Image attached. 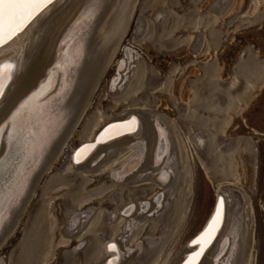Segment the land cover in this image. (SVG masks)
I'll return each instance as SVG.
<instances>
[{
    "label": "rangeland",
    "instance_id": "1",
    "mask_svg": "<svg viewBox=\"0 0 264 264\" xmlns=\"http://www.w3.org/2000/svg\"><path fill=\"white\" fill-rule=\"evenodd\" d=\"M22 34L0 100V264H101L107 241L117 264H176L220 194L200 264H264V0H57ZM130 113L139 137L72 163Z\"/></svg>",
    "mask_w": 264,
    "mask_h": 264
},
{
    "label": "bare ground",
    "instance_id": "2",
    "mask_svg": "<svg viewBox=\"0 0 264 264\" xmlns=\"http://www.w3.org/2000/svg\"><path fill=\"white\" fill-rule=\"evenodd\" d=\"M55 1L57 0H0V43L7 40L4 44L0 46V53H4V52L7 53V55L4 58L0 59V92H2V90H5L4 86L6 85L8 80L11 78V76L14 74V72L19 67V58L22 52V47H23L21 44V35L23 36L22 33L25 31V29L31 22L33 23V21L37 18V16L40 13L45 11L50 6V4H52ZM48 2L50 3L47 6H45ZM30 19L31 21L28 24H26ZM37 86L38 85H36V87ZM31 91L32 90H30L26 95H28ZM129 116L130 114L127 117ZM127 117H124V118H127ZM3 130H4V127L0 130V140H1ZM129 130H134L132 133H130V135L134 137H139L140 132H141V121H140L139 116L135 113H133V115L130 116V119L125 121L124 123L109 127L105 131V133L108 134L107 137H110V136H114L116 134H120L122 132L129 131ZM47 134L48 132L43 133V135L38 138V141L34 143L31 149V153L29 154L31 157L34 158L35 155L38 153L39 148L42 145V143L45 141ZM124 136L126 135L118 136L116 139L118 140L119 138H122ZM93 138L90 140H93ZM90 140H87V141H90ZM111 141H107L106 143L102 145H105V144L108 145V143ZM132 147L142 152L144 145H142L141 143H135L134 145H132ZM96 148L97 147H95V149ZM85 150H87V146L80 149L74 157H72L71 155V161L74 165L80 164L88 158L89 155L86 158L82 159L88 153ZM142 155L143 154H140V153L134 155L132 158L128 160V163L122 167V171L115 172L114 176L119 177L122 172H128L132 168H134L136 164L139 162V160L141 159ZM13 190L14 189H12V191ZM11 193L12 192L8 193V195H10ZM218 201H219L218 203L219 208L215 206V209H214L215 214L210 220L208 227L192 242V245H188L191 250H193L196 246L199 245L200 246L199 252L196 255L189 256V258L184 264H195L200 254L202 253V251H203L202 254L205 255L206 251L212 246L213 243H215L214 241L219 235L221 229L223 228L225 217H226L225 213H226V208H227L226 200L223 197V195L220 194ZM218 209H219V214H218ZM108 242H109V245L106 246ZM103 248H104L103 249L104 252L108 253V256L109 254H111V251H114V254L110 255L111 260L109 261V264L116 263L118 259L121 258V253L116 248V245L114 244V242L107 241L104 244ZM215 264H217V262Z\"/></svg>",
    "mask_w": 264,
    "mask_h": 264
},
{
    "label": "water",
    "instance_id": "3",
    "mask_svg": "<svg viewBox=\"0 0 264 264\" xmlns=\"http://www.w3.org/2000/svg\"><path fill=\"white\" fill-rule=\"evenodd\" d=\"M51 2V1H50ZM50 2H48L45 6H47ZM54 3V2H53ZM51 5V4H50ZM44 6V7H45ZM43 7V8H44ZM42 8V9H43ZM36 15V14H35ZM34 15V16H35ZM33 16V17H34ZM32 17V18H33ZM31 18V19H32ZM31 19L26 23V24H28L30 21H31ZM7 41V40H6ZM6 41H4V42H2V43H0V46L2 45V44H4ZM16 72V71H15ZM15 72H14V74L11 76V78L8 80V82L6 83V85L4 86V89L5 90H2V92H0V100L2 99V97L4 96V94H5V91H6V89H7V87H8V85H9V83L12 81V79L14 78V76H15ZM46 73H47V71H46ZM46 73H45V75H46ZM38 84V82L34 85V87L36 86ZM33 87V88H34ZM32 89V88H31ZM31 89H29V90H27V92L25 93V94H27ZM4 91V92H3ZM2 93H3V95H2ZM24 94V95H25ZM23 95V96H24ZM2 96V97H1ZM22 96V97H23ZM21 97V98H22ZM20 98V99H21ZM18 102V101H17ZM16 102V103H17ZM133 115V113H130V116H132ZM130 116L129 117H127V118H123V119H117V120H113V121H109V122H107L106 124H104L103 125V127L95 134V136H94V138H93V140H90V141H83V142H81V143H79L77 146H76V148L71 152V155H72V157H74L76 154H77V152L80 150V149H82L83 147H85V146H87V150H85V151H87L88 153L82 158V159H84V158H86L88 155H90L93 151H94V149H95V147H99V146H101L102 144H104V143H106L107 141H111V140H113V141H115V140H117L116 138L118 137V136H121V135H126V136H131V137H134V136H132V135H130V133H132L134 130H129V131H125V132H122V133H120V134H116V135H114V136H110V137H107L108 136V134L107 133H105V131L109 128V127H112L113 125H117V124H122V123H124L125 121H127V120H129L130 119ZM125 137V136H124ZM120 139V138H119ZM112 142V141H111ZM110 143V142H109ZM88 149H90V150H88ZM81 159V160H82ZM220 196V195H219ZM219 196L217 197L218 199H219ZM218 199H217V202H216V207L217 208H219V201H218ZM217 212V211H216ZM215 214V210L213 211V213H212V215L210 216V218L208 219V221H207V223L205 224V226L200 230V231H198L189 241H188V245H192V242L203 232V231H205V229L208 227V224H209V222H210V220L212 219V217H213V215ZM218 214H219V209H218ZM197 243V242H196ZM109 245V242L106 244V246H108ZM199 249H200V246L198 245V246H196L193 250H188V251H186L185 252V254L182 256V258L179 260V262H177L176 264H184L186 261H187V259L189 258V256H191V255H196L198 252H199ZM207 252V251H206ZM202 253H203V251H202ZM200 254V256H199V258H198V260H197V262L195 263V264H200L201 263V261H202V259H203V257H204V255L203 254ZM203 255V256H202ZM202 257V258H201ZM111 260V256H106L105 258H104V260L102 261V263L101 264H109V261ZM119 260H120V258L118 259V261L116 262V263H112V264H117L118 262H119Z\"/></svg>",
    "mask_w": 264,
    "mask_h": 264
},
{
    "label": "built area",
    "instance_id": "4",
    "mask_svg": "<svg viewBox=\"0 0 264 264\" xmlns=\"http://www.w3.org/2000/svg\"><path fill=\"white\" fill-rule=\"evenodd\" d=\"M125 47H133L134 48V46L132 44H130L128 41H126L124 44H122L120 50H124Z\"/></svg>",
    "mask_w": 264,
    "mask_h": 264
}]
</instances>
